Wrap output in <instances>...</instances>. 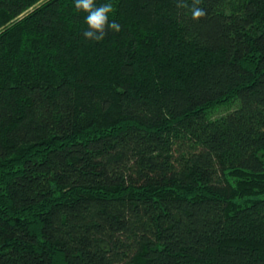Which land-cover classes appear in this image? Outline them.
Here are the masks:
<instances>
[{
    "label": "trees",
    "instance_id": "obj_1",
    "mask_svg": "<svg viewBox=\"0 0 264 264\" xmlns=\"http://www.w3.org/2000/svg\"><path fill=\"white\" fill-rule=\"evenodd\" d=\"M108 2L0 0V264H264V0Z\"/></svg>",
    "mask_w": 264,
    "mask_h": 264
},
{
    "label": "clouds",
    "instance_id": "obj_2",
    "mask_svg": "<svg viewBox=\"0 0 264 264\" xmlns=\"http://www.w3.org/2000/svg\"><path fill=\"white\" fill-rule=\"evenodd\" d=\"M75 9L87 13L85 22L88 29L84 31L85 38L94 41H100L106 34V29L120 31V25L115 21H109V15L113 12V5L103 3L97 5L96 0H74ZM204 11L198 7H193L192 16L199 19L204 15Z\"/></svg>",
    "mask_w": 264,
    "mask_h": 264
},
{
    "label": "rangeland",
    "instance_id": "obj_3",
    "mask_svg": "<svg viewBox=\"0 0 264 264\" xmlns=\"http://www.w3.org/2000/svg\"><path fill=\"white\" fill-rule=\"evenodd\" d=\"M231 105L230 104H226V105H222V106H219L217 107L215 110H214V116H218L220 114H224L226 113L227 111L231 110Z\"/></svg>",
    "mask_w": 264,
    "mask_h": 264
}]
</instances>
